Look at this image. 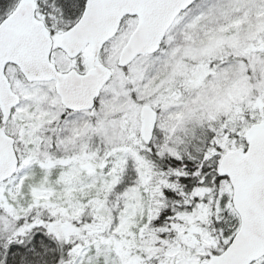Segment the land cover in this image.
<instances>
[{
    "label": "rangeland",
    "instance_id": "obj_1",
    "mask_svg": "<svg viewBox=\"0 0 264 264\" xmlns=\"http://www.w3.org/2000/svg\"><path fill=\"white\" fill-rule=\"evenodd\" d=\"M57 1L52 0L53 3ZM59 1L62 6L57 9L60 16L55 26L60 35L78 18L84 0ZM9 2L0 0V14ZM44 3L48 5L47 0ZM133 24V18L125 20L124 30L108 41L98 54L86 47L78 60L86 63L91 56L115 68L113 77L101 91L97 107L91 111L64 112L52 82L27 81L13 64L6 69L21 98L8 123L9 132L17 138L20 163L16 173L0 184V217L7 216L8 224L20 218L8 199L22 194L25 178L35 165H41L47 175L44 181L30 188L35 206L27 209L32 211L38 226L48 227L49 223V233L60 235L65 218L79 217L87 211L88 201L95 203L87 214L101 221L85 225L88 235L78 241L77 254L63 264H138L135 256L139 241L135 232L142 233L143 225L151 217L152 195L148 191V181L154 179L142 152L146 144L138 137L142 128L141 100H148L159 108L153 144L158 152L170 154H176V140L182 137L184 130L188 128L191 134L196 130L193 126L198 121L196 111H209L210 115L222 111L232 117L234 102L253 104L258 109L264 104V0L196 1L175 20L166 35L165 44H169V48L172 44L176 46L158 54L139 55L124 73L117 66V58ZM180 40L186 44L180 46ZM186 47L193 48L194 60L202 51L207 56L239 52L241 60L225 59L215 70V63L210 60L207 67L213 72L205 81L206 67L200 64L193 75L196 91L187 101L179 103L171 96L173 90L171 95H160L157 89L180 71L183 62L178 58ZM55 54L62 65L67 64V56L59 49ZM246 59L251 60L255 68L251 72L253 83L248 79ZM129 87L135 90L133 99ZM240 109L238 107L237 112H241ZM117 114L124 117L123 128L118 121L109 118ZM99 119H104L103 126ZM215 139L218 144L219 138ZM99 147L107 150L98 161L95 158ZM86 148H90L88 152ZM219 184L220 202L231 190L227 179ZM153 193L155 196L154 190ZM41 199L44 201L39 203ZM44 205L47 206L45 210L39 209ZM40 210L46 213V219L42 218L44 213L40 214ZM218 214L225 230L236 227L238 214L233 207L226 204ZM26 240L31 242L27 249L17 252L11 260L0 258V264H51L55 250L50 245H37L33 237ZM166 254L172 257L170 252ZM200 254L198 252V256L190 260L173 262L197 264ZM256 264H264V259Z\"/></svg>",
    "mask_w": 264,
    "mask_h": 264
},
{
    "label": "water",
    "instance_id": "obj_2",
    "mask_svg": "<svg viewBox=\"0 0 264 264\" xmlns=\"http://www.w3.org/2000/svg\"><path fill=\"white\" fill-rule=\"evenodd\" d=\"M196 0H86L80 18L63 31L62 48L69 57L78 56L90 45L97 54L117 33L126 15H137L138 25L119 54L118 65L127 66L138 55L154 53L177 15ZM37 0H19L0 22V183L15 174L19 156L15 137L6 130L12 110L20 102L6 74L15 64L28 81L56 80L64 106L73 111L92 109L113 69L100 62L85 72L76 68L60 71L52 61L54 41L43 19L37 17ZM145 141L150 143L158 112L149 105L141 111ZM247 146L227 151L218 165V174L231 182L232 203L240 226L227 247L214 254L209 264H252L264 256V120L251 124Z\"/></svg>",
    "mask_w": 264,
    "mask_h": 264
},
{
    "label": "trees",
    "instance_id": "obj_3",
    "mask_svg": "<svg viewBox=\"0 0 264 264\" xmlns=\"http://www.w3.org/2000/svg\"><path fill=\"white\" fill-rule=\"evenodd\" d=\"M17 1L10 0L0 14V21L14 8ZM38 1L40 8L48 7L50 12L52 10L57 12L58 7L62 6L59 0L57 3L47 0V6L44 3L45 0ZM244 62L247 72L250 73L248 79L250 83H253L254 77L251 72L255 68L251 60L246 59ZM234 104L232 117L223 114L222 111L210 115L209 111L195 110L198 112V121L193 125L196 126V130L193 134L188 128L184 130L182 137L176 140V154L160 153L153 144L146 145V148L142 149L150 164L149 174H153L154 179L148 181V191L152 195L151 217L143 225L145 228L142 233L140 230L135 232L139 241L135 256L138 264H176L173 261L190 260L193 256H198V252L201 254L197 264L208 263L212 255L224 250L238 229L239 216L236 227L229 231L224 229L223 220L218 214L226 204L230 207H233V204L231 193L227 195V200L223 197L219 202L217 189L224 177L217 174V166L224 152L247 144L245 130L252 122L264 119V104L259 109L245 102L241 105L239 102ZM238 107L241 108V112H237ZM109 118L118 121L121 127H124L122 114ZM107 120L109 119L105 121ZM99 121H102L103 126L104 119ZM216 137L219 138L218 144L214 142ZM226 138H228L227 142L224 141ZM89 149L86 148V152ZM104 150L107 149L99 147L95 159L99 161ZM46 175L45 168L35 165L25 178L22 194L14 199H8V202L18 211L17 216L20 218L13 224H8L7 216L0 217V258L11 260L17 252L30 246L31 242L26 239L33 237L37 245L46 243L55 250L51 264L68 263L78 252L75 250L78 241H82L88 235L85 225L88 222L101 223L95 216L87 214L88 209L95 203L88 201L87 211H83L84 213L82 212L79 217L65 218L60 235L50 234L49 223L48 227L38 226L36 219L33 220L32 211L27 210L35 206L29 190L44 181ZM50 178L53 179L54 175ZM225 179L231 190L228 178L225 177ZM153 190L155 196H153ZM42 201L44 200L41 199L39 203ZM46 208L45 205L39 206L41 210ZM41 210L39 213H44ZM47 217L46 213L42 215L43 219ZM166 248L171 249L166 250ZM166 251L170 252L172 257L167 256Z\"/></svg>",
    "mask_w": 264,
    "mask_h": 264
},
{
    "label": "flooded vegetation",
    "instance_id": "obj_4",
    "mask_svg": "<svg viewBox=\"0 0 264 264\" xmlns=\"http://www.w3.org/2000/svg\"><path fill=\"white\" fill-rule=\"evenodd\" d=\"M184 12L185 11H182L180 13V15H183ZM37 15H38V17H40V18H42V19H44L46 21L47 25L49 26V28L52 31V36H53V39H54V47H53V51H52V60L57 64L59 70L67 71L70 68L75 67V68H77L78 71L84 72V71H87L93 65H95L97 62H99L96 58L92 59L91 56H90L89 60L86 63H84L82 61H78L80 59V56L82 55V53L84 51H86V50H84L79 56L74 57V58H70V57H68L66 55V53L63 50H61L58 47L59 46V42H60L61 33L59 35V33L57 34V32H55V29H58V26H54V23L57 24V22H58L57 20H58L60 15L57 14V12L55 10H52V12H50L47 7L45 9L40 8V4H39L38 9H37ZM130 18L134 19V24L132 25V28L127 32L126 37H124V39H123V46L128 42L132 32L135 30L136 26L138 25V20H139L138 16H136V15H127V16H125L123 18V20L121 21V24L119 26V29H118L117 33L113 37V38H115L116 36H118L119 33H121L124 30L125 26H122V24L124 23L125 20H129ZM172 27L173 26H171L169 28V30ZM169 30L166 32V35L169 32ZM166 35H165V38H166ZM165 38L163 39V42L161 44L160 49L157 52H155L154 54L162 53L165 50L169 51L170 49H173L176 46V44H172L171 48H169V44H165V42H164ZM179 43H180V46L181 45L183 46V45L186 44V42L184 40H180ZM168 48H169V50H168ZM57 49H59L62 52L63 55L67 56L66 57L67 58L66 59L67 60V64L66 65H62L61 62L57 59V55L55 54ZM87 49L90 50V47L87 46ZM193 53H194V50H193L192 47L190 49H188L186 47L185 51H182L181 57L178 58V60L179 59L182 60L183 65L181 67H179L180 71H177L176 72L177 74H174L175 72L173 73L174 75L172 74L173 76H172V78L170 79L169 82L165 83L162 86L160 85L158 87L157 91H158V93L160 95H162V93H164L165 95H169L171 90H173L174 94L173 95L170 94V95L174 96L175 100L177 102L184 103L185 101H187L189 96L192 95L195 92L196 87L194 85V80H193L194 70L195 69L198 70V68H199L198 65L200 63L201 64H205L206 65V73L205 74H209V69L207 67L208 60H209V55L207 56L206 54H203V51H202V54L200 55V57L197 56V58L194 60V56L192 55ZM224 58H225L224 56H221V57L217 58V59L220 60L218 66L221 63L225 62ZM117 61H118V58H117ZM177 67H178V61H177ZM128 68H129V66H127L125 68H122L124 73L127 72ZM113 69L115 70V68H113ZM205 78H206V75L203 78L204 81H205ZM47 82H52L53 83L54 92L59 96V94L57 93V91L55 89L56 81L55 80H50V81H47ZM129 89L128 90H129V93H130V97L133 99V97L135 96V90H134V88H130V87H129ZM60 100H61V97H60ZM147 101L148 100H145V99L141 100V102H142L141 105H144V104L151 105V103L147 102ZM61 103H62V101H61ZM62 106H63V103H62ZM63 108H64V106H63ZM154 108L157 109L158 112H160L158 107L155 106ZM64 112H74V111H70V110L67 111V109H65ZM0 116H1V111H0ZM124 123H125V120H124ZM158 124H159V120H158ZM155 132H157V130ZM139 134L141 135V137L143 139L144 134H143V129L142 128L140 129ZM263 259H264V256L261 257L260 259H258L254 264L263 261Z\"/></svg>",
    "mask_w": 264,
    "mask_h": 264
}]
</instances>
